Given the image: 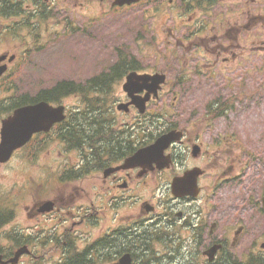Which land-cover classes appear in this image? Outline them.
<instances>
[{
  "label": "flooded vegetation",
  "instance_id": "flooded-vegetation-1",
  "mask_svg": "<svg viewBox=\"0 0 264 264\" xmlns=\"http://www.w3.org/2000/svg\"><path fill=\"white\" fill-rule=\"evenodd\" d=\"M53 3L0 0L6 109L17 104V78L35 64L42 9L51 12ZM172 8L166 11L179 22L163 31L182 50L174 78L182 89L166 106L169 71L144 67L130 51L129 66L98 71L95 86L105 100L104 89L122 86L129 71L163 74L144 112L117 109L130 100L121 87L109 93L112 106L102 116H73L18 149L34 157L63 138L48 179L23 204L30 223L16 231L23 248L17 264H264V130H251L245 116L252 104H264V0H180ZM147 93L143 87L131 98ZM74 124L82 127L78 135ZM160 138L157 155L131 159ZM12 254L0 245V264Z\"/></svg>",
  "mask_w": 264,
  "mask_h": 264
},
{
  "label": "rangeland",
  "instance_id": "rangeland-1",
  "mask_svg": "<svg viewBox=\"0 0 264 264\" xmlns=\"http://www.w3.org/2000/svg\"><path fill=\"white\" fill-rule=\"evenodd\" d=\"M62 4L63 6L56 8L52 15L55 18L52 33H55L43 36L42 44L45 47L38 54L37 62L16 80L19 93L37 92L40 88L62 79L84 80L91 73L98 72L103 66L114 61L117 58L118 46L134 52L141 59L142 65L148 69L169 71L167 77L170 84L162 98L164 106L171 100L174 92L182 89L174 81L175 74L179 71L176 59L180 57L182 50L173 46L174 38L170 37L167 31H163L167 26L174 25V21L178 19L176 14L168 15L165 8L149 16V4L144 3L116 11L110 8L108 1L101 4L98 0H62ZM68 22H71L74 30H71L70 26L67 27ZM250 35H254V31H251ZM173 47L176 49L174 53ZM119 91H122L121 86L114 90L116 95ZM216 92L219 93L220 90ZM78 100L76 95H70L62 103L75 110V106L80 103ZM179 112V106L171 108L172 114L177 115ZM245 116H248L251 130H264V104H252ZM60 151H64L62 145ZM58 152L56 151L55 156ZM46 156V152L41 153L39 161L49 162ZM23 158L22 154H18L7 165L0 166V196L9 193L15 197L9 200L8 204L17 209L13 222L5 227V231L12 226L30 223L22 209L24 203L32 200V196L23 190L22 182L27 186L26 182L30 183V176L34 177L32 182L48 178V170H43L38 165L27 168L22 166ZM59 159L55 157V160ZM65 159H69V156ZM19 186L21 190L18 193ZM110 219L111 213L106 211L104 220L107 224ZM4 232L0 233V242L5 241Z\"/></svg>",
  "mask_w": 264,
  "mask_h": 264
},
{
  "label": "water",
  "instance_id": "water-1",
  "mask_svg": "<svg viewBox=\"0 0 264 264\" xmlns=\"http://www.w3.org/2000/svg\"><path fill=\"white\" fill-rule=\"evenodd\" d=\"M135 1L138 0H115L113 3L118 5H123L124 3L129 4ZM1 73L2 70L0 69V74ZM162 81H163L162 75H158V74L153 76L146 74L138 75L132 72L127 75L126 82L124 83L123 88L129 93V95H131V93L143 87H147L148 89L152 90L155 93L160 82ZM147 98L148 96L144 97L143 99L133 101L141 112L144 111L145 101L147 100ZM128 104L129 103L120 104L118 108H126ZM63 116H64L63 106L53 107L44 101H41L35 105L26 106L16 110L14 115L4 122L5 126L7 124V127L5 128V134H4L5 142L0 147V160L7 159L11 151L15 147L21 145V143L24 142L22 141V139L24 138L25 135L29 137L31 133L34 131L41 129H48L53 121H58ZM9 120L12 121L8 122ZM21 125H23V128H21L20 131H18V127H20ZM21 131H23L25 134L21 133ZM17 139L20 142H14L17 141ZM157 147L158 145H155L153 146L152 149H156Z\"/></svg>",
  "mask_w": 264,
  "mask_h": 264
},
{
  "label": "trees",
  "instance_id": "trees-1",
  "mask_svg": "<svg viewBox=\"0 0 264 264\" xmlns=\"http://www.w3.org/2000/svg\"><path fill=\"white\" fill-rule=\"evenodd\" d=\"M127 64V60L120 59L115 66L117 69L125 70L124 66ZM128 66V65H126ZM98 77L92 79V82L86 83V85L75 83L73 81H64L58 83L54 88L44 92L43 97L51 101H59L60 98L69 95L76 94L79 98V105L76 107L77 110L70 113V116H102V108L106 106L105 100L100 99L99 92L100 88H96ZM107 90V89H105ZM80 117L78 118L79 122ZM88 126V125H87ZM90 129H97V123L92 122L88 126ZM73 134H77L75 130H81V125H73Z\"/></svg>",
  "mask_w": 264,
  "mask_h": 264
}]
</instances>
